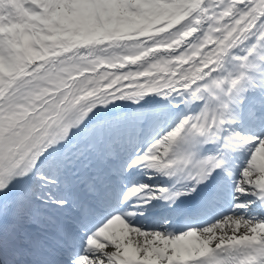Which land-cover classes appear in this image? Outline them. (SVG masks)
<instances>
[{
    "label": "snow or ice",
    "instance_id": "6c2138e0",
    "mask_svg": "<svg viewBox=\"0 0 264 264\" xmlns=\"http://www.w3.org/2000/svg\"><path fill=\"white\" fill-rule=\"evenodd\" d=\"M0 264H264V0H0Z\"/></svg>",
    "mask_w": 264,
    "mask_h": 264
}]
</instances>
